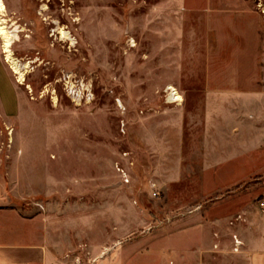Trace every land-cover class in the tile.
Segmentation results:
<instances>
[{"label":"crops","instance_id":"1","mask_svg":"<svg viewBox=\"0 0 264 264\" xmlns=\"http://www.w3.org/2000/svg\"><path fill=\"white\" fill-rule=\"evenodd\" d=\"M189 5L198 9L188 10ZM249 5V0H156L150 10L149 18L160 27L159 51L176 56L177 75L163 82L164 89L172 86L183 101L198 99L201 105L198 114L176 105L154 123L148 114L144 147L136 148L149 164L137 168L157 176L152 191L175 193L179 210H197L153 237L120 245L112 264H264V208L258 200L264 191L252 187L204 204L264 174V21L249 27L260 17ZM186 20L198 23L191 36ZM196 52L202 78L188 75ZM151 96L145 92L143 98ZM16 149L20 155L8 163L0 159V264H63L69 252L90 244L65 240L75 231L68 221L74 208L55 201L65 197L59 144L22 143ZM85 186L84 196L100 198V175L87 176ZM34 198L53 203L21 208ZM233 236L241 242L237 252ZM87 257L100 264V248Z\"/></svg>","mask_w":264,"mask_h":264},{"label":"rangeland","instance_id":"2","mask_svg":"<svg viewBox=\"0 0 264 264\" xmlns=\"http://www.w3.org/2000/svg\"><path fill=\"white\" fill-rule=\"evenodd\" d=\"M155 1L3 0L0 24L11 35L12 58L26 68L19 85L0 38V159L8 163L19 156L16 147L22 143L59 144L65 197L55 201L74 208L68 221L75 231L65 240L90 244L69 252L63 264H99L87 257L97 248L100 264H112L111 255L120 245L153 237L193 211L179 210L175 193L167 188L152 191L157 176L137 168L149 164L144 151L136 148L144 147L145 117L152 113L151 121L159 122L177 105L165 99L163 82L176 77V56L159 51L155 31L160 27L149 18ZM249 1V11L260 15L259 21L249 22L255 29L264 21V0ZM193 24L198 26L186 20L188 36ZM200 54L196 52L188 68L195 78L203 76ZM200 86L188 85L198 91ZM170 87L181 105L199 113L201 100L183 101ZM145 92L152 96L144 99ZM90 175H100V198L84 196ZM252 187L264 191V174L204 204ZM69 189L75 194L66 193ZM52 200L30 199L21 208L42 209L40 203ZM258 200L264 201V194Z\"/></svg>","mask_w":264,"mask_h":264},{"label":"bare ground","instance_id":"3","mask_svg":"<svg viewBox=\"0 0 264 264\" xmlns=\"http://www.w3.org/2000/svg\"><path fill=\"white\" fill-rule=\"evenodd\" d=\"M5 12V7L3 0H0V16ZM0 38L3 41L2 49L3 53L5 54V61L9 65L10 69L12 70L13 74L16 76L17 83L19 85H23L24 83V75L23 69L26 68V66L22 67L18 64L16 60L12 58L11 51L9 50L12 41H11V35L6 31V29L0 24ZM169 88V87H168ZM170 90L173 88H169ZM173 96L169 97L168 103H175L178 102L180 104L182 101H180L179 95L175 92V90H172Z\"/></svg>","mask_w":264,"mask_h":264},{"label":"built area","instance_id":"4","mask_svg":"<svg viewBox=\"0 0 264 264\" xmlns=\"http://www.w3.org/2000/svg\"><path fill=\"white\" fill-rule=\"evenodd\" d=\"M165 93H166L165 99H166V102L168 103L169 102L168 101L169 100V97L170 96H173V93H172V91L170 89H168V87L165 89ZM177 103L178 102L169 103V104H177ZM260 206L262 208H264V201L260 202ZM195 210H197V209H194L193 211H195ZM233 243H234L233 251L234 252H237L239 250L240 246H241V242L236 239V236H233Z\"/></svg>","mask_w":264,"mask_h":264},{"label":"trees","instance_id":"5","mask_svg":"<svg viewBox=\"0 0 264 264\" xmlns=\"http://www.w3.org/2000/svg\"><path fill=\"white\" fill-rule=\"evenodd\" d=\"M258 179H259V178H258ZM258 179H256V180H258ZM249 185H250V184H249ZM249 185H248V186H249ZM243 186H244V185H243ZM238 188H239V187H238Z\"/></svg>","mask_w":264,"mask_h":264}]
</instances>
